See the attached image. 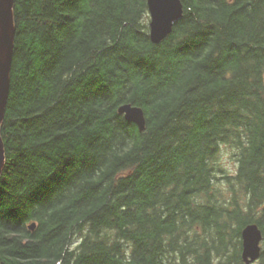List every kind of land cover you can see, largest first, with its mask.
I'll list each match as a JSON object with an SVG mask.
<instances>
[{
    "label": "trees",
    "instance_id": "16d2710c",
    "mask_svg": "<svg viewBox=\"0 0 264 264\" xmlns=\"http://www.w3.org/2000/svg\"><path fill=\"white\" fill-rule=\"evenodd\" d=\"M181 1L13 0L0 264H264V0Z\"/></svg>",
    "mask_w": 264,
    "mask_h": 264
},
{
    "label": "water",
    "instance_id": "95a60500",
    "mask_svg": "<svg viewBox=\"0 0 264 264\" xmlns=\"http://www.w3.org/2000/svg\"><path fill=\"white\" fill-rule=\"evenodd\" d=\"M149 13L148 33L153 44H159L169 34L183 14L181 0H146ZM13 0H0V125L4 118L9 92V73L13 53L14 24L12 17ZM117 112L123 119L134 124L139 132L145 128V117L142 108L124 104ZM4 146L0 137V175L4 167ZM34 229V224L29 227ZM262 233L257 224L246 225L241 231V259L244 264L258 260L261 252Z\"/></svg>",
    "mask_w": 264,
    "mask_h": 264
},
{
    "label": "rangeland",
    "instance_id": "374dc122",
    "mask_svg": "<svg viewBox=\"0 0 264 264\" xmlns=\"http://www.w3.org/2000/svg\"><path fill=\"white\" fill-rule=\"evenodd\" d=\"M232 154H233V151L227 147L222 150L221 160H222V163L225 165L224 167L226 168L228 172L233 171L234 169L233 167L235 166V164H233V161H232V157H233Z\"/></svg>",
    "mask_w": 264,
    "mask_h": 264
},
{
    "label": "bare ground",
    "instance_id": "6f19581e",
    "mask_svg": "<svg viewBox=\"0 0 264 264\" xmlns=\"http://www.w3.org/2000/svg\"><path fill=\"white\" fill-rule=\"evenodd\" d=\"M152 43V42H151Z\"/></svg>",
    "mask_w": 264,
    "mask_h": 264
}]
</instances>
